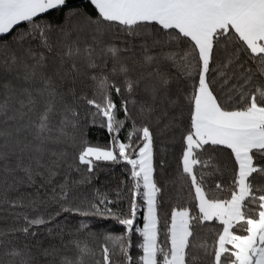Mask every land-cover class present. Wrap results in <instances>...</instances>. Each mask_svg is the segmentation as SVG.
<instances>
[{
	"label": "snow or ice",
	"instance_id": "6c2138e0",
	"mask_svg": "<svg viewBox=\"0 0 264 264\" xmlns=\"http://www.w3.org/2000/svg\"><path fill=\"white\" fill-rule=\"evenodd\" d=\"M4 214L0 264H264V0H0Z\"/></svg>",
	"mask_w": 264,
	"mask_h": 264
},
{
	"label": "trees",
	"instance_id": "16d2710c",
	"mask_svg": "<svg viewBox=\"0 0 264 264\" xmlns=\"http://www.w3.org/2000/svg\"><path fill=\"white\" fill-rule=\"evenodd\" d=\"M124 134L122 133L121 136ZM88 138L90 142L94 145L99 144L101 146L107 145L109 143L108 134L101 128L95 127L92 128L88 133ZM179 156V147L169 148L168 155L166 157L168 161L167 172L165 173V179L167 180L168 175L174 173L177 169V162ZM102 171L99 173L100 179L97 181V186L101 188L102 191L108 192L110 195L112 194V190H114L122 179L126 180L127 175L122 170L124 168L123 164L119 165H111L108 163L101 162ZM127 192L124 193V199L118 204L120 208H127ZM167 200V197H166ZM174 203V202H172ZM164 210H169V204L166 203L164 206ZM108 225L113 226L114 222L108 221ZM12 224V220L7 214L0 216V228H4ZM120 229L118 226L116 227V231L119 232ZM43 238V237H41Z\"/></svg>",
	"mask_w": 264,
	"mask_h": 264
}]
</instances>
